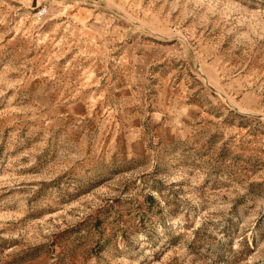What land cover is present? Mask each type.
Masks as SVG:
<instances>
[{
    "label": "rangeland",
    "instance_id": "1",
    "mask_svg": "<svg viewBox=\"0 0 264 264\" xmlns=\"http://www.w3.org/2000/svg\"><path fill=\"white\" fill-rule=\"evenodd\" d=\"M0 264H264V0H0Z\"/></svg>",
    "mask_w": 264,
    "mask_h": 264
}]
</instances>
